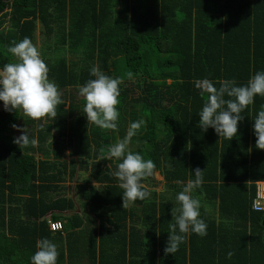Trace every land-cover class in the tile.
<instances>
[{
	"label": "trees",
	"instance_id": "trees-1",
	"mask_svg": "<svg viewBox=\"0 0 264 264\" xmlns=\"http://www.w3.org/2000/svg\"><path fill=\"white\" fill-rule=\"evenodd\" d=\"M24 37L40 50L66 104L56 118L33 120L22 109L0 113V264H30L38 240L82 226V217L54 214L74 210L72 182L82 211L100 220L98 241L90 234L91 264H264V213L251 208L253 183L264 182V149L252 128L264 96L241 113L229 141L200 129L207 97L196 83L245 84L264 70V0H0V67L15 60L8 47ZM92 67L122 78L118 133L88 122L85 101L74 98L78 84L95 78ZM137 120L144 124L129 149L156 164L165 189L157 192L158 182L148 177L150 195L122 204L108 148ZM13 124L38 137V146L13 143L21 134L15 136ZM197 168L204 182L194 193L230 218L235 236L192 233L167 254L182 190L176 181L186 184ZM49 222H60L62 230L51 232Z\"/></svg>",
	"mask_w": 264,
	"mask_h": 264
},
{
	"label": "clouds",
	"instance_id": "clouds-1",
	"mask_svg": "<svg viewBox=\"0 0 264 264\" xmlns=\"http://www.w3.org/2000/svg\"><path fill=\"white\" fill-rule=\"evenodd\" d=\"M8 52L15 60L0 67V102H3L5 111L22 109L33 120L56 118L57 107L66 103L61 98L58 85L49 79V68L40 50L30 38L24 37L19 42H13ZM90 75L95 78L77 85L79 94L85 100L83 113L88 122L118 133L120 112L117 106L120 103L122 78L106 75L98 67H92ZM127 75L131 78L133 74L129 72ZM196 83L200 94L207 97L199 112L200 129L206 132L212 128L218 137L229 141L238 133L239 122L244 118L241 113L254 103L256 96H264V70L255 72L245 84H238L235 79L214 82L207 78ZM143 124V120L130 122L126 134L122 138L118 136L116 142L108 148L107 158H114V176L123 190L122 204L142 201L150 195V189L143 181L155 175L156 164L129 149L132 138ZM11 127L21 132L13 143L24 147L38 146V137L15 124ZM252 128L258 149H264V105H261V110L252 120ZM190 174L194 178L186 184L176 181L182 185V190L176 194L179 206L171 212L174 222L169 224L165 247L167 254L175 253L192 233L201 237L207 235V224L201 218V201L193 195L204 182L203 170L197 168ZM36 249L30 264H57L59 252L54 242L42 238L36 242Z\"/></svg>",
	"mask_w": 264,
	"mask_h": 264
},
{
	"label": "crops",
	"instance_id": "crops-1",
	"mask_svg": "<svg viewBox=\"0 0 264 264\" xmlns=\"http://www.w3.org/2000/svg\"><path fill=\"white\" fill-rule=\"evenodd\" d=\"M38 30H37V32L40 33ZM38 39H39V37H38ZM67 106H68V104H67ZM53 136H54V134H53ZM66 155H67V157H66L67 159H69V157L71 156L70 152L68 150L66 151ZM158 177L162 178L161 182L159 180H157ZM154 178L158 182V185L156 186L157 187L156 191L161 192L162 190L165 189L164 188L165 182L163 180V177L159 174V172H155ZM260 182H263V181H260ZM67 186H68V188H70L69 193H68V198L71 197L74 201V207H75L73 210L74 213L71 212L72 210L71 211L66 210V211H62V213H54V214L66 216V217L72 216L73 214H75L79 217H82V221H81L82 226H79L76 228L74 227L72 229V231H70V232H64L63 231L60 236L52 237L53 233L51 234L52 235L51 241L57 245V250L59 252L57 264H91L90 255L88 253V248H89V245L93 239L90 237V234H91V230H94L93 232L96 236V240L98 241V231H99L98 227L100 224V220L95 219L94 216H91L87 212L86 207H84L86 212L82 211L83 207H81V204L77 203L76 198H75V192H74L75 191V183L72 182L71 184H67ZM254 186H255V183H253V187ZM193 195L198 197L201 201V218L204 219L205 217H207L204 219V221L205 220H213L215 222L214 227H207L208 228L207 234H210V235L213 234L216 237L235 236V235H233V231L231 230L232 229V222L230 221L229 217L220 216V214L218 213L216 208H211L210 205H207V203L204 202V196H199L197 193H193ZM165 196H167V194H165ZM49 214L45 215L46 219L50 218ZM94 223H96V226L94 225ZM79 237H81V238H79ZM228 245H229V248H231V249L234 248V250L237 247L236 244L230 245V243H229ZM216 247L219 248L221 246L218 245ZM96 264H97V262H96Z\"/></svg>",
	"mask_w": 264,
	"mask_h": 264
},
{
	"label": "built area",
	"instance_id": "built-area-1",
	"mask_svg": "<svg viewBox=\"0 0 264 264\" xmlns=\"http://www.w3.org/2000/svg\"><path fill=\"white\" fill-rule=\"evenodd\" d=\"M251 208L254 212L264 213V182L255 183V193ZM48 224L51 232L62 230V224L60 222H49Z\"/></svg>",
	"mask_w": 264,
	"mask_h": 264
},
{
	"label": "rangeland",
	"instance_id": "rangeland-1",
	"mask_svg": "<svg viewBox=\"0 0 264 264\" xmlns=\"http://www.w3.org/2000/svg\"><path fill=\"white\" fill-rule=\"evenodd\" d=\"M4 27H8V25H5ZM38 29H39V28H38ZM38 31L40 32V30H38ZM37 33H38V32H37ZM37 33H35L36 41H37V38H38V37L43 36L42 34H40V33L37 34ZM43 38H44V37L40 38V39L38 40V42L41 43L42 40H43ZM45 40H46V39H44L43 42H45ZM48 51H49V50H48ZM78 52H79V51H77L75 54L78 55ZM70 53H71L70 51H66L65 53L62 52V54H65L64 57H67V58L69 57V55H71ZM43 54H45V53H43ZM41 55H42V54H41ZM47 56H50L51 58H56V55L53 54L51 51H49V54H47ZM71 56H72V55H71ZM69 58H70V57H69ZM120 66L122 67L121 64H120ZM69 93H72V91H70ZM60 94H62V92H61ZM74 98H75L77 101H79V102H80V101H81V102L85 101L84 98L79 94V92L74 93ZM19 128L22 129V128H24V127H23V125H20ZM18 133H19V131L16 130V132L14 133L15 136H17ZM54 136H55V135H54ZM102 146H103L105 149H106V147H107V146H105V145H102ZM156 177H157V176H156ZM161 179H162L161 177H158V178H157V180H159L160 182H161ZM71 212L74 213V211H71ZM73 213H72V214H73ZM79 238H81V237H79Z\"/></svg>",
	"mask_w": 264,
	"mask_h": 264
},
{
	"label": "water",
	"instance_id": "water-1",
	"mask_svg": "<svg viewBox=\"0 0 264 264\" xmlns=\"http://www.w3.org/2000/svg\"><path fill=\"white\" fill-rule=\"evenodd\" d=\"M5 111V109H4V107H3V102L0 104V113L1 112H4Z\"/></svg>",
	"mask_w": 264,
	"mask_h": 264
},
{
	"label": "flooded vegetation",
	"instance_id": "flooded-vegetation-1",
	"mask_svg": "<svg viewBox=\"0 0 264 264\" xmlns=\"http://www.w3.org/2000/svg\"><path fill=\"white\" fill-rule=\"evenodd\" d=\"M45 39H46V36H45ZM66 108H67V105H66ZM69 126V125H68ZM64 155H65V158L67 157V155H66V152L64 153Z\"/></svg>",
	"mask_w": 264,
	"mask_h": 264
}]
</instances>
